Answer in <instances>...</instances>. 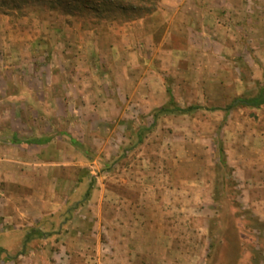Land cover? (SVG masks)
Masks as SVG:
<instances>
[{"label":"rangeland","instance_id":"rangeland-1","mask_svg":"<svg viewBox=\"0 0 264 264\" xmlns=\"http://www.w3.org/2000/svg\"><path fill=\"white\" fill-rule=\"evenodd\" d=\"M77 1L0 14V146L20 118L50 140L21 147L20 187L63 222L28 244L9 230L0 264H264V175L249 167L264 157V106L245 103L264 88V0H216L189 53L155 43L162 0L140 19ZM168 90L200 109L155 120Z\"/></svg>","mask_w":264,"mask_h":264},{"label":"crops","instance_id":"crops-1","mask_svg":"<svg viewBox=\"0 0 264 264\" xmlns=\"http://www.w3.org/2000/svg\"><path fill=\"white\" fill-rule=\"evenodd\" d=\"M215 1L216 0H162L160 8L149 18V20L151 21L150 24L155 29V43H158L162 48L165 46L168 50L170 48L178 49L176 47V44L180 43L183 45V47H187L184 48H186V50H188L187 53H189L190 48L186 45L187 42L193 41L191 39L195 38L196 36H198L203 42V37H207L205 31L202 30V27L200 25H197L195 19L201 15L203 16L205 14H210V10L212 9V5L215 3ZM155 17H157V19L162 18L161 20L163 21H161L160 24L156 25L154 24V21H156ZM159 36H162L160 41ZM173 41L175 43H172ZM176 51L178 52V50ZM174 67H176L177 69H187L186 71L181 70L180 72L183 73H177V75H179L182 80H185L186 84L189 83L192 86L196 79L190 76L191 73L189 63L185 64L184 62L178 60L175 63ZM154 73L155 72L152 71V74ZM191 90L192 88H190L186 92L185 90H183L184 96L179 92L175 94L176 96L181 97H178V99L187 100L188 94H190V96L192 95ZM27 97L30 98V101L32 102L35 101L37 95H21L18 99H26ZM178 105L181 108H185L186 105L188 107L191 106L190 103L184 104L183 106L178 103ZM34 106L37 107V105L31 104L30 110H32V112H36L35 109L37 108H34ZM36 114L38 115V113ZM36 118H38V116ZM28 128L32 130L28 122L24 121L23 118H20L17 126L10 127L12 131V138L9 142V145L5 147L0 146V153L2 154V156H0V221H2L3 223L0 224V242L2 243L8 242L9 230H12V232L14 231V233L20 237L22 235L24 238L26 237L25 235L29 233L26 232V234L24 232V229L27 228L38 230L43 233H45V231L47 230H54L56 226H60L63 228V222H60L59 218V213L62 210L61 206L55 208L53 202L50 206H48V203L46 201H43L41 206L38 205L36 207L33 205L34 202L32 204L33 197L35 196L34 191L28 188L29 191H27V194L25 190L20 187L21 185H23V183L21 182L22 175L24 174L26 176L27 173L25 172L26 170L22 171L20 169L24 168V164L22 163L23 158L20 157L21 147L43 146L27 145L25 143L28 140L37 138L32 137V135L25 136V133L27 132L26 130ZM12 150L16 152L19 151V155L9 157V155H7L6 153H10ZM225 155L227 157L226 153ZM2 157H4V159H1ZM263 158L249 161V167L258 172L260 176L264 175ZM228 164L230 165L229 162ZM52 193H54V190ZM263 213L264 211L259 215L263 216ZM118 227H121L119 223L116 225V228ZM23 232L25 233L24 235ZM52 236L56 237L55 235ZM46 237L47 236H44V238ZM60 257L67 258L68 256L64 253ZM63 261L67 262V260Z\"/></svg>","mask_w":264,"mask_h":264},{"label":"trees","instance_id":"trees-1","mask_svg":"<svg viewBox=\"0 0 264 264\" xmlns=\"http://www.w3.org/2000/svg\"><path fill=\"white\" fill-rule=\"evenodd\" d=\"M76 1V0H72ZM77 2H83L84 9H97L101 10L102 8L113 7L119 8L124 12H130L135 19H140L143 16L150 14L151 12H155L158 4L161 0H79ZM18 0H0V14L7 15L8 7L10 5H17ZM21 6V5H20ZM12 8L14 6H11ZM18 7V6H16ZM82 7V6H81ZM168 94L170 95V99L167 106H163L161 108L156 109L154 112V119L157 120L160 116H164L167 114H184L191 115L195 110L200 109V107L189 106L187 108H181L172 95V91L168 90ZM246 105L252 106L255 108H260L264 106V88H262L261 92L253 99L245 102ZM172 107V108H171ZM49 139H31L25 142L27 145H46L49 143ZM72 144L77 148H82V144L78 141L72 139ZM220 164L227 167L228 162L223 150H220ZM38 237H44V233L38 230H31L24 239V244L30 243L33 239Z\"/></svg>","mask_w":264,"mask_h":264}]
</instances>
